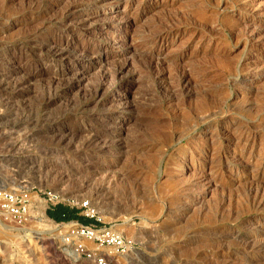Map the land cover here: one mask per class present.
<instances>
[{"label": "rangeland", "instance_id": "obj_1", "mask_svg": "<svg viewBox=\"0 0 264 264\" xmlns=\"http://www.w3.org/2000/svg\"><path fill=\"white\" fill-rule=\"evenodd\" d=\"M31 1L33 0H0V29L7 32L0 35L2 46L0 48L5 52L17 51L16 58L19 57L28 62L22 70H16L13 67L14 63L0 57V70H2L0 74L8 69L14 72L11 75H5L6 78L5 76L3 78L6 80L0 79L1 86L5 85L9 92H14L16 87L17 90L22 89V95L19 98L10 99L11 102L8 105L0 104V116L3 118L0 121L2 123L0 124V136H2L0 137V159L4 158L3 155L6 156V159L0 160V188L12 190L25 188L30 192V221L27 224L21 226L0 217V264H91L85 256H79L77 247L79 243H83L92 249L94 244L72 236L70 232L67 233V228L66 232L61 233L63 225L76 224L78 221L57 222L48 217L46 211L53 206L48 200L49 193L57 194V204L63 203L75 208L80 216H85L92 222L98 220L100 225H112L115 228L123 226L125 229L121 232L127 237L134 238H132L134 247L123 253H112L110 247L101 248L103 253L115 255L111 264H214L217 262L220 264L222 260L220 262V259H216L213 253L228 247L234 248L236 241L248 232L254 231L259 237L264 236V227L261 224L264 222V202H262L264 200L253 202L246 198L247 192L264 187V179L262 186L254 185L249 180H246V183L241 179L256 171L258 175L262 174L264 166V0H103L97 6L90 3L91 0L87 1L89 3L86 0H79V11L83 7L90 11L103 10L109 15L116 16L113 19L121 18L128 23L124 28L115 26L109 37L121 39L127 43L126 52L120 60L123 57L128 58L122 59L124 62L128 60L129 64L124 72L126 75L124 78L132 81L129 82L130 84L117 87L113 94L120 97L110 99L109 105L105 107H109L114 102V104L121 103L123 100L124 107L130 110L128 115L133 117L126 124L119 119L113 124V128L122 132L123 137L125 136L124 140L127 141L125 149L120 150L125 152H120L124 161L119 164L117 171L131 173L126 178L127 181L122 180L123 182L119 183L121 185L109 187L105 191L108 192L107 197L109 196L108 200H110L109 205L105 206L97 204L93 190L81 191L83 195L79 199L69 195L63 196L48 181L37 178L33 171L22 172L17 167L28 155L39 162H52L60 170L69 171L73 175L74 183L81 185L82 179L89 175L98 177L93 171H87L89 167L114 158L111 149L103 153L98 148L102 143L97 133L102 127V120L101 124L92 120L97 108L94 105L89 106L82 111L83 113L81 110L79 112L67 110L73 101L86 92L87 83L96 79L99 66L85 76L78 88H74L67 97L54 104L48 101L46 92L48 75H45L40 83L36 81L35 84L38 86L36 92L30 89L28 86L30 84L26 83L27 85L24 86V81L30 72L35 68L36 71L40 68L47 70L49 63L43 62V65H36L41 58L37 54L26 52L28 43L23 42V38L30 32L40 38H44L48 32H53L57 29V19L64 7L72 2L71 0H46L45 2L39 0L41 4L35 0L38 3L32 4ZM153 1L159 2L160 5L154 9L142 11L144 2ZM45 7L48 10L46 9L47 13L44 15L42 12ZM9 14H11L10 18H8ZM244 17L253 19L243 22ZM170 20L177 21V24L173 26ZM201 23L202 25L204 23L203 26L206 27L203 28ZM162 25L172 28L173 34L159 49L157 62L160 61V63L157 67H151L148 63L149 58H146V54L144 55L145 52L137 49L141 44L138 38L139 35L156 30L155 26ZM132 44H135L136 48ZM91 45L90 48L94 46L92 43ZM110 50L113 49L110 48ZM114 57L113 54L108 53L107 63L115 62ZM142 65L145 66L142 68ZM189 70L194 75H191L192 79L193 77L195 79L191 82L193 85H190L191 91L193 90L191 95H178V99L175 96H169L173 81L171 80L173 77L170 76H173L176 71ZM169 78L170 81L167 83ZM30 83L34 84V82ZM163 88L169 90L168 93ZM104 91L103 93L110 97L111 92ZM2 93L3 91L0 92V99L5 98ZM124 100H127L128 104ZM60 115H63V118H60ZM76 118L79 120L77 131L80 134L76 142L68 143V145L66 142L51 140L47 130L54 124L53 122L63 123L69 127L76 126ZM88 120L91 123H87ZM186 121L191 125L183 133L184 124L188 126ZM180 130L182 134L178 137L176 133ZM16 141L20 146L17 155L13 153L14 151L8 152L9 148L3 144L7 142L11 145ZM218 147H223L220 150H227V153L222 156L223 160L215 157ZM202 148L205 150L202 151ZM238 154H241L239 158ZM10 155H15L16 158L10 161ZM209 157L213 158L211 168L209 165L205 168L193 167L192 164L195 161H202ZM218 161L228 163V170H219ZM209 170L212 171L211 174ZM199 173H206L205 182L211 181L207 191L202 195L200 192L202 187L194 184ZM240 182L244 184H239ZM99 183L96 181V186H99ZM244 198H246L245 203L242 201ZM82 202L92 203H90L91 207L96 210L94 217L86 214L87 210L82 206ZM109 211H115L116 214L112 216L108 214ZM123 214L126 218H130L129 222L125 223V219L120 218ZM51 229L49 233L43 232ZM212 238L217 240L212 241ZM242 254L229 258L226 264H238L243 261L246 255Z\"/></svg>", "mask_w": 264, "mask_h": 264}, {"label": "bare ground", "instance_id": "obj_2", "mask_svg": "<svg viewBox=\"0 0 264 264\" xmlns=\"http://www.w3.org/2000/svg\"><path fill=\"white\" fill-rule=\"evenodd\" d=\"M31 1L32 4H37L38 2H40L42 4L41 1L38 0L37 1ZM46 0H43V2H45ZM72 2L68 3L65 7L64 10L62 11V13L58 14V19H57V29H55L53 32H48V34L44 37V38H40V36L36 35V34H28L23 38V42L28 43V47L26 52H28L29 54H37L38 56H40V61L37 62L36 65H43V62H47L49 63L48 69H39L38 71H36L35 69L30 72L29 76L26 78V81H24L26 86L28 84L30 89L32 91H37L38 90V86L36 83V81L38 83H40V81H43V77L45 75H48V82H47V89L46 92L48 94V101L52 104L56 103L58 100L60 99H64L65 97H67V95L69 93H71V91L74 88H78L81 81L84 80L85 76H88V73H90L91 70H93L95 67L99 66L98 69V73H96L97 77L94 81H90L89 83H87V90H85L86 92H84V94H82V96L80 98H75L76 100L73 101L70 104V108L67 109L68 111H70L71 109L79 112V110H81V112L85 109H87L89 106L96 107L97 111L93 114V118L92 120H94V122L96 123H100V121L102 120V127L99 130L98 129V139L102 142L99 145V149L100 151H102L103 153H107L110 151V149L112 150L111 152H113L112 155H114V158L111 159L108 162L102 161L101 163L99 162L97 166H93V167H89L88 170L93 171L98 177L96 176H87L86 178L82 179V184L80 185H76V183H74L73 181V175H71V173L69 171H64V170H60L59 167L56 164H53L52 162H39L36 159L34 160L32 157L30 156H26V158L24 159V161L22 163L19 164V166H17L19 168V170L23 171H33L35 173V176L37 178H39L41 181H48L50 184H52L54 187H56L59 192L63 195V196H72V197H76L79 199V197H81L83 194H81V191H87L89 192L90 190L94 193L95 195V199L97 200V204H101L102 206L105 205H109L110 200L109 196L107 197L108 192H105L109 189V187L114 188L115 185H121L119 184L122 180H126V178H128V176H130V173L128 171L127 172H122V171H117V167L120 166L119 164L122 163V161H124L122 159V156L120 155V151L122 150L125 145L126 142L123 137L122 132L117 131L116 129L113 128V124L114 122L119 119L121 122L123 123H128L129 121H131V118H133L132 116L128 115V112L130 110H127L126 107H124L123 104V100L121 101V103H112L114 105H110L109 107H105V105L108 104V102L111 100H114L116 98H119L120 96H118L117 94H113L115 93V90L117 87L123 85V84H130L128 80H125L124 78V72L126 71V68L128 67V60L127 61H122V59H128V58H122L120 60V57L123 56L125 54V47L127 45V43L121 39L116 40V39H112L109 37V34L111 33V30L119 25L121 28H124L128 25L127 21H122V19L120 18L119 20L113 19V17L116 18V16H112L109 15L108 12H105L103 10H98V9H94L92 11H90L89 9H83L79 11V0H71ZM85 1V0H84ZM88 0H86L87 2ZM101 1L103 2V0H91L90 3L94 4L97 6V4H100ZM118 1V0H117ZM121 1V0H120ZM201 1V0H200ZM27 2V1H26ZM105 2V1H104ZM127 2V1H126ZM199 2V1H198ZM203 2V1H202ZM29 3V2H28ZM82 3V2H81ZM89 3V2H87ZM141 3V2H140ZM197 3V2H196ZM48 5V3H46ZM29 5V4H28ZM31 5V4H30ZM44 5V4H43ZM140 5V4H139ZM159 2L157 1H153V2H144L142 4V11H147L148 9H154L155 7L159 6ZM202 5V4H201ZM200 5V6H201ZM26 6V5H24ZM33 6V5H32ZM31 6V7H32ZM46 6V5H44ZM83 6V5H82ZM28 7V6H27ZM40 8V6H37ZM35 7V8H37ZM48 7V6H47ZM45 7L44 12H42L44 15L45 13H47L48 8ZM52 7V6H51ZM193 7V5H192ZM196 7V6H195ZM26 8V7H24ZM23 8V9H24ZM30 8V6L28 7ZM34 8V10H35ZM22 9V10H23ZM47 9V10H46ZM101 9V8H100ZM218 9V8H217ZM21 10V12H22ZM31 10V9H30ZM51 10V9H50ZM201 10V9H199ZM198 10V11H199ZM203 10V9H202ZM46 11V12H45ZM140 11V12H142ZM196 11V10H195ZM197 11V12H198ZM207 11V9H206ZM24 12V11H23ZM28 12V11H27ZM32 12V11H31ZM37 12V11H36ZM186 12V11H185ZM200 12V11H199ZM8 13V12H7ZM16 13V12H15ZM5 14V13H4ZM13 14V12H12ZM49 14V13H48ZM47 14V15H48ZM7 16V14H5ZM4 15V16H5ZM10 16L8 18L11 17V14H9ZM57 15V14H56ZM240 15V14H239ZM250 15V14H249ZM5 16V17H6ZM43 16V15H42ZM112 16V17H111ZM21 17V16H20ZM164 17V16H163ZM192 17V16H191ZM125 18V17H124ZM123 18V19H124ZM169 18V17H168ZM245 18V17H244ZM243 18V19H244ZM4 19V18H3ZM6 19V18H5ZM128 19V18H127ZM165 19V18H164ZM169 19H173V18H169ZM176 19V18H175ZM210 19V18H209ZM253 18H249L246 17L244 21H252ZM34 20V19H33ZM41 21V20H40ZM131 21V20H130ZM166 21V20H165ZM172 21V20H170ZM174 21V20H173ZM173 26L174 24L177 22H173ZM203 21V20H202ZM1 22V21H0ZM22 22V21H21ZM28 22V21H27ZM159 22V21H158ZM201 22V21H200ZM205 22V21H204ZM6 23V22H5ZM19 23V22H18ZM157 23V22H156ZM161 23V21L159 22ZM163 23V22H162ZM168 23V22H167ZM166 23V24H167ZM179 24H181L180 22H178ZM193 23V22H192ZM199 23V21H198ZM210 23V22H209ZM208 23V24H209ZM252 23V22H251ZM7 24V23H6ZM158 24V23H157ZM165 24V23H163ZM170 24V22H169ZM177 24V23H176ZM244 24V23H243ZM247 24V23H245ZM256 24V23H255ZM5 25V24H4ZM10 25V24H9ZM28 25V24H27ZM156 25V24H155ZM171 25V24H170ZM193 25V24H192ZM195 25V24H194ZM202 25V23H201ZM204 25V23H203ZM202 25V26H203ZM249 25V23H248ZM251 25V24H250ZM253 25V23H252ZM3 26V25H2ZM160 26V25H158ZM157 27L156 30H152V31H148V34L145 35H139L140 37L138 38L139 46L137 47V49L140 51L142 50L144 53V55L146 54V58L148 57L150 61H148V63H150L149 65L151 67H157L158 66V57H159V49L163 46L164 43H166L167 39L169 36H171L173 34V30L170 27H166L168 25H162L161 27ZM200 26V25H199ZM209 26V25H208ZM237 26V25H236ZM243 26V25H242ZM246 28V25H244ZM4 27V26H3ZM2 27V28H3ZM154 27V26H153ZM152 27V28H153ZM172 27V25H171ZM197 27V26H196ZM206 27V26H205ZM203 26V28H205ZM210 27V26H209ZM239 27V25H238ZM248 27V26H247ZM250 27V26H249ZM199 28V27H197ZM237 28V27H236ZM241 28V27H239ZM251 28V27H250ZM150 28H148L149 30ZM155 29V28H154ZM208 29V28H207ZM205 29V30H207ZM211 29V28H210ZM210 31V30H209ZM246 31V30H245ZM249 31V30H248ZM251 31V30H250ZM261 31V30H260ZM35 32V31H34ZM40 32V30H39ZM7 33V32H6ZM4 30L0 29V35L1 34H6ZM29 33V32H27ZM147 33V32H146ZM177 33V32H176ZM248 33V32H247ZM251 33V32H249ZM254 33V32H253ZM246 34V33H244ZM243 34V35H244ZM22 35V34H21ZM25 35V34H23ZM176 35V34H175ZM247 35V34H246ZM245 35V36H246ZM20 36V35H19ZM18 36V37H19ZM248 36V35H247ZM246 36V37H247ZM4 37V36H2ZM17 37V36H16ZM125 37V35H124ZM20 38V37H19ZM18 38V39H19ZM252 38V37H250ZM2 39V38H1ZM4 39V38H3ZM248 39V38H247ZM253 39V38H252ZM252 39H249V41ZM17 41V40H16ZM20 41V40H19ZM2 42V41H1ZM13 42V41H12ZM15 42V41H14ZM18 42V41H17ZM134 42V41H133ZM246 42V41H245ZM91 43L94 45L92 48H90ZM5 44V43H3ZM13 44V43H12ZM22 44V43H21ZM133 46H135V44H132ZM137 45V44H136ZM1 46V44H0ZM6 46V45H4ZM15 46L17 47V45L15 44ZM2 47V46H1ZM113 49V50H110ZM136 48V46L134 47ZM4 49V48H3ZM18 49V48H16ZM29 49V50H28ZM8 50V49H7ZM6 50V51H7ZM135 50V49H134ZM22 51V50H21ZM137 51V50H136ZM141 51V52H142ZM6 53L8 55H6ZM23 53V52H22ZM108 53L113 54V56H115L114 58H116L115 62L113 61V63L108 62L107 63V59H108ZM18 52L14 51V50H10L8 52L3 51L0 48V57L5 59L6 61H11L12 63L15 64V66H13L14 68H16V70H22L27 64V60H23L21 58H16L17 57ZM4 55V56H2ZM22 55V54H21ZM20 55V56H21ZM250 55V54H249ZM23 56V55H22ZM25 56V55H24ZM28 56V55H27ZM119 56V57H118ZM179 56V55H178ZM127 57V56H126ZM249 57V56H248ZM0 58V59H1ZM29 58V57H28ZM25 59V58H24ZM32 59V58H31ZM255 59V58H254ZM4 60V61H5ZM119 60V61H117ZM253 60V59H252ZM5 61V62H6ZM30 61V60H29ZM36 61V60H35ZM2 62V61H1ZM10 62V63H11ZM31 62V61H30ZM34 62V61H33ZM4 65V64H2ZM7 65V64H6ZM9 65V64H8ZM11 65V64H10ZM9 65V66H10ZM147 65V64H146ZM173 65V64H172ZM244 65V64H243ZM248 65V64H247ZM140 66V65H139ZM145 65H142V68ZM194 66V65H193ZM192 66V67H193ZM35 67V66H34ZM148 67V66H146ZM150 67V68H151ZM196 67V66H194ZM6 68V67H5ZM29 68V67H27ZM149 68V67H148ZM147 68V69H148ZM189 69V67H187ZM137 69V68H136ZM140 69V68H138ZM137 69V70H138ZM145 69V68H144ZM157 69V68H155ZM179 69V68H178ZM177 69V70H178ZM182 69V68H181ZM179 69V70H181ZM186 69V68H185ZM202 70V68H200ZM199 69V70H200ZM232 69V68H231ZM191 70V69H190ZM189 71H176V73H172L174 74L173 76V80L171 82V93L169 92V96H175L177 98L178 95H191L192 91H191V82L193 81L192 79V73ZM198 70V69H197ZM247 70V69H246ZM2 70H0L1 72ZM150 71V70H149ZM153 71V69H152ZM155 71V70H154ZM194 71V70H193ZM4 72V70H3ZM18 72V71H17ZM24 72V71H23ZM26 72V71H25ZM92 72V71H91ZM128 72V71H127ZM134 72V71H132ZM159 72V71H158ZM235 72V71H234ZM238 72V71H237ZM12 73H14L12 71V69H8L5 73H1L0 74V79L1 81H3V79L6 78L5 75H11ZM148 73V72H147ZM191 73V74H190ZM194 73V72H193ZM197 73V72H195ZM231 73V72H230ZM171 74V75H172ZM129 75V74H128ZM192 75V76H191ZM237 75V74H236ZM5 76V78H3ZM126 76V75H125ZM164 76V75H163ZM224 76V75H223ZM9 77V76H8ZM7 77V78H8ZM14 77V76H13ZM17 77V75H16ZM19 77V76H18ZM233 77V76H231ZM46 78V77H45ZM44 78V79H45ZM129 78V77H128ZM133 78V77H132ZM12 79V77H11ZM15 79V78H14ZM23 79V78H22ZM25 79V78H24ZM23 79V80H24ZM162 79V77H161ZM160 79V80H161ZM166 79V78H165ZM168 79V78H167ZM6 80V79H5ZM9 80V79H7ZM39 80V81H38ZM207 80V79H205ZM170 81V78L168 81H166L167 83ZM195 81V79H194ZM6 82V81H5ZM15 82V81H14ZM19 82V81H17ZM16 82V83H17ZM21 82V81H20ZM30 82H34V86L32 85V83ZM88 82V81H87ZM161 82V81H160ZM165 82V81H164ZM199 82V81H198ZM197 82V83H198ZM203 82V81H202ZM210 82V81H208ZM4 84V82H2ZM15 83V84H16ZM163 83V82H162ZM167 83H164L165 85ZM196 83V82H195ZM200 84V83H199ZM198 84V85H199ZM202 84V83H201ZM213 84V83H212ZM19 85V84H18ZM17 85V86H18ZM22 85V84H20ZM191 85V86H190ZM207 85V84H206ZM210 85V84H209ZM216 85V83H215ZM3 86V85H2ZM1 83H0V92L3 91V96L5 98L2 97V99H0V104H9L11 102L10 99L12 98H19L20 95H22V89H18L17 87L14 88V92H9V90L5 87H2ZM7 86V84H6ZM9 86V85H8ZM14 86V83H13ZM23 86V85H22ZM19 86V87H22ZM128 86V85H127ZM195 86V85H194ZM214 86V85H213ZM246 86V84H245ZM244 87V86H243ZM26 88V87H25ZM28 88V87H27ZM44 88V87H43ZM201 88V87H200ZM205 87H203L204 89ZM218 88V87H217ZM211 89V88H210ZM104 90H108L111 92V94L109 95L110 97H107L103 91ZM162 90V89H161ZM164 90V88H163ZM168 93L167 89L164 90ZM203 91V90H202ZM223 91V90H222ZM105 92V91H104ZM147 92V91H146ZM211 92V91H210ZM218 92V90H217ZM216 92V93H217ZM43 93V92H42ZM172 94V95H170ZM208 94V93H207ZM40 95V94H39ZM148 95V94H147ZM151 95V93H150ZM166 95V93H165ZM168 95V94H167ZM47 96V95H46ZM145 96V95H144ZM184 96V98H185ZM152 97V96H151ZM171 99V98H170ZM178 99V98H177ZM182 99V98H181ZM68 100V99H67ZM153 100V99H152ZM165 100V99H164ZM71 101V100H70ZM160 101V100H159ZM167 101V100H166ZM175 101V100H174ZM124 102L126 104L127 100ZM129 102V101H128ZM149 102V101H148ZM152 102V101H151ZM157 102V101H156ZM168 102V101H167ZM179 102V101H178ZM141 103V102H140ZM143 103V102H142ZM158 103V102H157ZM173 103V102H171ZM170 103V104H171ZM68 104V105H69ZM125 104V105H126ZM148 104V103H146ZM150 104V103H149ZM175 104V103H173ZM172 104V105H173ZM204 104V103H203ZM206 104V103H205ZM204 104V105H205ZM109 105V104H108ZM130 105V104H129ZM128 105V106H129ZM135 105V104H134ZM159 105V104H158ZM166 105V104H165ZM207 105V104H206ZM264 105V104H263ZM210 106V105H208ZM68 107V106H67ZM145 107V106H143ZM155 107V106H154ZM203 107V105H202ZM201 107V108H202ZM262 107V106H261ZM150 108V107H149ZM136 109V108H135ZM199 109V108H198ZM263 109V108H262ZM165 110V109H164ZM200 110V109H199ZM215 110V109H214ZM260 110V109H259ZM133 111V110H132ZM146 111V110H144ZM195 111V110H194ZM211 111V110H210ZM261 111V110H260ZM66 113V112H65ZM68 113V112H67ZM70 113V112H69ZM83 113V112H82ZM151 113V111H150ZM194 113V112H193ZM191 113V114H193ZM211 113V112H209ZM208 113V115H210ZM63 114V113H61ZM75 114V113H74ZM88 113H86L87 115ZM133 114V113H132ZM145 114V113H142ZM201 115V113H199ZM215 114V113H213ZM59 115V114H58ZM80 115V114H79ZM3 116V115H2ZM70 116V115H69ZM74 117H76L75 115H73ZM88 116V115H87ZM192 115H190L191 117ZM212 116V115H211ZM142 117V116H141ZM193 117V116H192ZM203 117V116H202ZM200 117V119L202 118ZM58 119V117H56ZM55 118V119H56ZM60 118H63V115H60ZM86 118V117H85ZM135 118V117H134ZM1 119H3L0 116V121ZM72 119H74L72 117ZM84 119V118H83ZM88 119V118H87ZM195 119V118H194ZM137 120V119H135ZM54 121V120H52ZM59 121V120H58ZM77 121V125L76 126H67L63 123H57V122H53L54 124H52L50 127H48L49 129L47 130V133L49 135V137L51 138V140L56 141V142H66V144L68 143H72V142H76L79 139V132L77 131V127L79 125V120L76 118ZM75 121V122H76ZM85 121V120H84ZM91 121V120H90ZM139 121V120H138ZM142 121V119H141ZM195 121V120H194ZM51 122V121H50ZM61 122V121H60ZM63 122V121H62ZM187 122V121H186ZM200 122V121H199ZM211 122V120H210ZM74 123V122H73ZM81 123V122H80ZM87 123H91L88 122ZM182 123H184L182 121ZM188 123V122H187ZM2 124V123H0ZM67 124V122H66ZM82 124V123H81ZM101 124V123H100ZM193 124V123H192ZM203 124V123H202ZM75 125V124H74ZM181 125V123H180ZM191 124L188 123V126L184 124L182 130L184 129L183 133L186 131L185 129H187V127H189ZM94 126V125H93ZM96 126V125H95ZM100 126V125H99ZM210 126V125H209ZM253 126V125H252ZM251 127V125H250ZM247 128V127H246ZM245 128V129H246ZM96 129V128H95ZM195 129V128H194ZM1 130V129H0ZM84 130V129H82ZM91 130V129H90ZM182 130H180L179 132L176 133V135H181L182 134ZM178 131V130H177ZM243 131V130H242ZM247 131V130H246ZM13 132V131H12ZM241 132V131H240ZM1 133V131H0ZM92 133V132H91ZM244 133V132H243ZM93 134V133H92ZM96 134V133H94ZM240 136H243L242 133H239ZM1 135V134H0ZM83 135V134H81ZM88 135V134H87ZM90 135V134H89ZM97 135V134H96ZM214 135V134H213ZM219 135V134H218ZM217 135V137H218ZM248 135V134H247ZM4 136V134H3ZM7 136V135H5ZM237 136V135H236ZM2 137V136H0ZM81 137V136H80ZM84 137V136H83ZM87 137V136H86ZM128 137V136H127ZM136 137V136H135ZM179 137V136H178ZM181 137V136H180ZM213 137V136H212ZM8 138V137H7ZM11 138V137H10ZM14 138V137H13ZM17 138V136H16ZM26 138V137H25ZM25 138H23L25 140ZM85 138V137H84ZM89 138V137H88ZM173 138V137H172ZM183 138V137H182ZM20 139V137H19ZM90 139V138H89ZM218 139V138H217ZM10 140V139H9ZM21 140V139H20ZM215 140V139H214ZM244 140V139H243ZM26 141V140H25ZM240 141V140H239ZM21 142V141H20ZM94 142V141H93ZM97 142V141H96ZM246 142V141H245ZM18 142L16 141L15 143H12L11 145H8V143H3L5 144V147H8V152H12L17 155L18 150L20 149L17 144ZM243 143V142H242ZM10 144V143H9ZM20 144V143H19ZM75 144V143H74ZM88 144V143H87ZM65 145V144H64ZM69 145V144H68ZM95 145V144H94ZM245 145V144H244ZM62 146V145H61ZM71 146V145H70ZM75 146V145H74ZM221 146V145H220ZM219 150L216 151V158H220L222 159V156H224L227 153V150L222 149L223 147H218ZM66 149V148H65ZM125 149V148H124ZM214 149V148H213ZM67 150V149H66ZM128 150V149H127ZM205 149L202 148V151H204ZM75 152V151H74ZM242 152V151H241ZM79 153V152H78ZM125 153V152H123ZM122 153V154H123ZM234 153H236L234 151ZM76 154V153H75ZM128 154V153H127ZM241 154H238V158ZM9 156V154L7 155ZM11 156V155H10ZM15 155L11 156L9 158V160L11 161L12 159L16 158L14 157ZM134 156V155H133ZM237 156V155H236ZM4 158H1L0 160H4L6 159L3 155ZM73 157V156H72ZM101 158V157H99ZM126 159V157H125ZM242 159V158H240ZM239 159V160H240ZM223 160V159H222ZM13 161V160H12ZM241 161V160H240ZM219 162V161H218ZM221 162V160H220ZM219 162V163H220ZM223 162V161H222ZM242 162V161H241ZM218 163V164H219ZM216 164H217V159H216ZM215 164V165H216ZM240 164V163H239ZM242 164V163H241ZM246 164V163H245ZM191 165V164H189ZM192 165H194L193 167L196 168H200V166H203L204 168L209 165V167L213 166V158L207 159L204 158L202 161H195ZM263 165V164H261ZM210 167V168H211ZM217 168V166H215ZM61 168V167H60ZM188 168V167H187ZM208 168V169H210ZM229 168V164L228 163H220L219 164V170H228ZM260 169V168H259ZM118 170H121L118 168ZM230 170V169H229ZM127 171V170H126ZM210 171V170H209ZM232 171V170H231ZM262 174L264 173V166L262 167ZM18 172V171H17ZM134 172V171H133ZM212 171H210L209 173L211 174ZM224 172V171H223ZM258 172V171H256ZM249 173V175L244 176V178L240 177L242 180H249V182H251L252 184H256V185H261V183L263 182L264 177H262V174L258 175L259 173ZM138 173V172H137ZM219 173V172H218ZM217 173V174H218ZM222 173V171H221ZM208 174V173H207ZM206 173H199L197 178L194 181V184H198L202 187V190L200 192L201 195L203 193H205L207 191V188L209 187L210 184V180L205 182L204 179H206ZM77 177V176H76ZM82 177V176H81ZM84 177V176H83ZM238 177V176H237ZM209 178V177H208ZM212 179V178H210ZM238 179V178H237ZM79 180V178H78ZM77 180V181H78ZM81 180V179H80ZM213 180V179H212ZM241 180V181H242ZM99 181V186H96L95 182ZM129 181V180H128ZM217 181V180H216ZM236 181V180H234ZM76 182V181H75ZM80 182V181H79ZM123 182V181H122ZM213 182V181H212ZM215 183V182H213ZM247 183V182H246ZM95 184V186H94ZM123 184V183H122ZM239 184H242L241 182ZM244 184V183H243ZM242 184V185H243ZM246 185V184H245ZM250 185V184H249ZM253 185V186H254ZM262 186V185H261ZM53 187V188H54ZM248 188V187H247ZM11 189V188H10ZM56 190V189H55ZM254 190V189H252ZM249 191L246 193V198L248 200H252L253 202H260L262 200H264V187L262 188H258L255 191ZM243 195V194H242ZM35 196V195H33ZM245 196V195H244ZM242 196V197H244ZM241 198V197H240ZM246 198L242 199V201H244ZM91 202H93L92 200H90ZM221 201V199H220ZM223 201V199H222ZM225 201V200H224ZM247 201V200H246ZM249 201V202H250ZM90 202V203H91ZM226 202V201H225ZM264 202V201H262ZM245 203V201H244ZM247 203V202H246ZM83 204V202H82ZM92 204V203H91ZM253 204V203H252ZM262 204V203H261ZM201 205V204H200ZM242 205V204H241ZM154 206V205H153ZM246 206V204H245ZM156 207V206H155ZM91 209L96 212V210L94 208L91 207ZM120 210V209H119ZM126 212L127 210L124 209ZM123 211V210H120ZM107 212V210H106ZM102 213V212H101ZM108 214H111L112 216H114L116 214L115 211H109ZM200 214V213H199ZM125 214L121 215L120 218L121 219H125V223L129 222L130 218H126L124 216ZM234 215V214H233ZM236 216V215H235ZM168 222V221H167ZM262 227H264V222H261ZM75 224L73 223H69V224H65L63 225V228L61 230V233L66 232V228H67V233H69L72 229V227ZM24 227V226H23ZM59 227V226H58ZM69 228V229H68ZM27 229V227H26ZM117 229L119 231L124 230L125 228L123 226H119L117 227ZM29 230V229H28ZM220 230V229H219ZM39 231V230H38ZM51 230H47V231H43L46 233H49ZM221 231V230H220ZM37 232V231H36ZM41 232V231H40ZM123 232V231H122ZM222 232V231H221ZM39 233V232H38ZM43 234V233H42ZM222 236H225L224 234H221ZM229 235V234H228ZM129 238H133L131 236H129ZM134 239V238H133ZM213 240H217L215 238H212ZM235 240V239H234ZM46 241V240H45ZM223 242V241H222ZM233 242V241H232ZM235 242V241H234ZM236 246L234 248H226V249H220L217 252L213 253V256L216 259H220V262L222 260V262L220 264H226V262L228 261L229 258L234 257L235 255H246V257H244L243 261L238 262V264H264V236L259 237L256 232H248L246 234L243 235V237H241V239H239L238 241H236ZM224 245V244H223ZM220 246V245H219ZM227 247V246H226ZM221 248H223V246H221ZM225 248V245H224ZM112 253H117L116 248H111ZM237 255V256H238ZM212 256V257H213ZM243 257V256H242ZM241 258V257H240ZM213 261L215 259H212ZM230 260V259H229ZM232 260V259H231ZM218 261V260H217ZM213 264V263H212ZM214 264H219L214 263ZM237 264V263H236Z\"/></svg>", "mask_w": 264, "mask_h": 264}, {"label": "built area", "instance_id": "obj_3", "mask_svg": "<svg viewBox=\"0 0 264 264\" xmlns=\"http://www.w3.org/2000/svg\"><path fill=\"white\" fill-rule=\"evenodd\" d=\"M48 200L55 206L57 194L49 193ZM29 202L30 192L25 188L20 190L0 188V217L21 226L27 224L30 221ZM82 206L86 208L88 216H95L96 212L91 209L89 202L83 203ZM97 221L88 224L74 223L70 233L94 244V247L89 249L83 243H79L77 247L79 256H85L91 264H111L115 255L103 253L101 248H116L117 253H123L134 247V240L114 226L100 225Z\"/></svg>", "mask_w": 264, "mask_h": 264}, {"label": "trees", "instance_id": "obj_4", "mask_svg": "<svg viewBox=\"0 0 264 264\" xmlns=\"http://www.w3.org/2000/svg\"><path fill=\"white\" fill-rule=\"evenodd\" d=\"M79 211L75 208H72L63 203H58L55 206H52V209L46 211L48 217L57 221V222H66L76 220L83 224H88L92 222L91 219L86 218L85 216H80Z\"/></svg>", "mask_w": 264, "mask_h": 264}, {"label": "crops", "instance_id": "obj_5", "mask_svg": "<svg viewBox=\"0 0 264 264\" xmlns=\"http://www.w3.org/2000/svg\"><path fill=\"white\" fill-rule=\"evenodd\" d=\"M49 209H52V207H50Z\"/></svg>", "mask_w": 264, "mask_h": 264}]
</instances>
